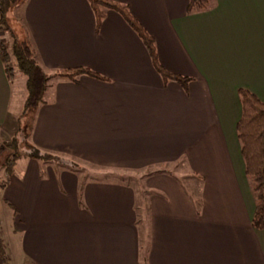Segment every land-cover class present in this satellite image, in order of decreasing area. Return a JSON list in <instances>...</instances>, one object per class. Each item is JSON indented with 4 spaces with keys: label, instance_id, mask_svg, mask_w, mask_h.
I'll return each instance as SVG.
<instances>
[{
    "label": "crops",
    "instance_id": "crops-1",
    "mask_svg": "<svg viewBox=\"0 0 264 264\" xmlns=\"http://www.w3.org/2000/svg\"><path fill=\"white\" fill-rule=\"evenodd\" d=\"M110 1L128 6L168 72L195 81L165 85L114 11L97 31L87 0H28L45 72L104 80L49 84L30 142L83 167L16 163L0 190L5 264H264L237 136L239 91L264 103V0H214L193 15L190 0ZM27 97L26 78L10 81L0 58V146Z\"/></svg>",
    "mask_w": 264,
    "mask_h": 264
},
{
    "label": "trees",
    "instance_id": "trees-1",
    "mask_svg": "<svg viewBox=\"0 0 264 264\" xmlns=\"http://www.w3.org/2000/svg\"><path fill=\"white\" fill-rule=\"evenodd\" d=\"M15 0H0V29H6L7 13L10 3ZM96 18L97 31L108 11H114L122 16L125 22L136 32L145 45L152 64L161 76L165 85L170 82L180 84L188 92L189 84L193 78L183 77L168 72L160 63L156 42L152 36L132 16L128 6L110 0H87ZM214 0H190L187 14L193 15L208 11ZM30 41V40H29ZM29 41L19 42L15 39L11 47L0 44V58L4 64L6 75L13 80L17 73L26 78L28 97L24 104V115L35 114L45 104V95L49 84L53 81H67L79 83L82 76H89L97 80H104L99 74L87 68H75L46 73L40 65L37 52ZM242 106V116L237 125V136L241 146V154L245 164V173L254 196L256 210L252 220V228L264 230V103L246 90L239 91ZM20 141L17 132L13 139L0 146V168L6 174V181L0 186L4 189L14 174L16 163L22 159H34L42 163L50 161L57 156L36 148L30 142V134ZM0 260L5 264L7 257L0 245ZM146 264V258L142 260Z\"/></svg>",
    "mask_w": 264,
    "mask_h": 264
},
{
    "label": "rangeland",
    "instance_id": "rangeland-1",
    "mask_svg": "<svg viewBox=\"0 0 264 264\" xmlns=\"http://www.w3.org/2000/svg\"><path fill=\"white\" fill-rule=\"evenodd\" d=\"M27 2L28 0H15V2L12 1L10 3V8L6 15L8 26L6 27V29L3 28L0 29V44H6L7 46L11 47L15 39H17L19 42L30 40L26 30V26L24 22V14H23ZM29 42L32 44L31 40ZM12 110H13V114L10 116V119L8 120V129L9 130L11 129L12 135L7 141L12 140L17 132V136L19 140L24 142L25 141L24 138L30 134L33 125L34 116L33 114L24 115V107L22 109L17 108L15 103L13 104ZM50 162L54 163V165L63 164L69 167L70 166L80 167V168L83 167L78 161L76 162L72 159H68L63 156H57V158H53V160H51ZM44 164H50V163L48 162ZM5 181H6V174L4 170L0 168V186L4 184ZM13 213L14 212L12 211L11 215ZM142 214L143 217L144 212H142ZM5 223H6V227H8L9 229L11 219L9 217H6ZM10 232L11 230L9 231V233ZM11 236H12V242H16V238L13 235V233H11Z\"/></svg>",
    "mask_w": 264,
    "mask_h": 264
}]
</instances>
